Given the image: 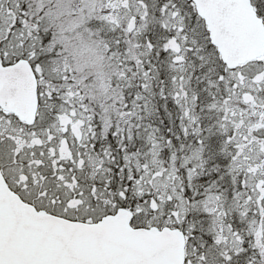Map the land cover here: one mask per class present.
I'll return each mask as SVG.
<instances>
[{
  "label": "snow or ice",
  "instance_id": "obj_1",
  "mask_svg": "<svg viewBox=\"0 0 264 264\" xmlns=\"http://www.w3.org/2000/svg\"><path fill=\"white\" fill-rule=\"evenodd\" d=\"M0 264H264V0H0Z\"/></svg>",
  "mask_w": 264,
  "mask_h": 264
}]
</instances>
